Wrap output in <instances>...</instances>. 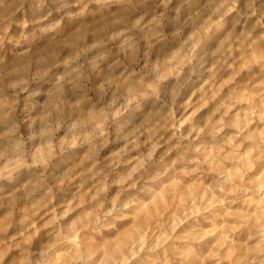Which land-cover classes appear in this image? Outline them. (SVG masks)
<instances>
[{"label": "clouds", "instance_id": "obj_1", "mask_svg": "<svg viewBox=\"0 0 264 264\" xmlns=\"http://www.w3.org/2000/svg\"><path fill=\"white\" fill-rule=\"evenodd\" d=\"M0 264H264V0H0Z\"/></svg>", "mask_w": 264, "mask_h": 264}, {"label": "rangeland", "instance_id": "obj_2", "mask_svg": "<svg viewBox=\"0 0 264 264\" xmlns=\"http://www.w3.org/2000/svg\"><path fill=\"white\" fill-rule=\"evenodd\" d=\"M224 37L223 36H221V37H219V39H217L214 43H215V45H218L219 44V42H220V40H222Z\"/></svg>", "mask_w": 264, "mask_h": 264}]
</instances>
